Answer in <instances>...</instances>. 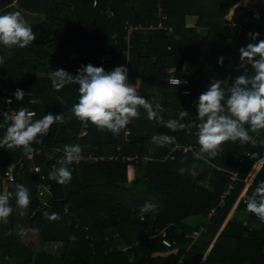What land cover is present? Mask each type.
I'll use <instances>...</instances> for the list:
<instances>
[{"label": "trees", "instance_id": "trees-1", "mask_svg": "<svg viewBox=\"0 0 264 264\" xmlns=\"http://www.w3.org/2000/svg\"><path fill=\"white\" fill-rule=\"evenodd\" d=\"M241 1L161 0L168 19L159 29L158 0H0V13L19 8L45 17L32 23L37 33L32 45L14 49L11 55L8 49L0 51L4 57L0 111L23 106L34 110L36 118L49 111L65 116L62 124L51 126L42 142L33 144V158L20 148H0V185L15 165L17 184L29 188L31 199L23 214L13 199L12 214L7 223H0V264H178L181 258L183 264H264V222L247 212L241 201L225 223L247 185L252 165L264 156V130L250 131L254 145L225 142L212 158L198 155L195 127L190 133L171 131L146 119L142 109L127 136L123 130L113 135L89 123L88 133L79 137L82 123L70 111L78 85L57 91L51 84L57 68L75 75L88 63L106 70L127 64L130 82L142 95L158 94L165 120L185 109L189 111L185 122L196 121L194 102L212 79L230 84L241 73L238 49L252 42L248 33L260 32L258 39H264V2L245 5ZM127 21L143 27L132 33L130 47ZM106 48L111 49L112 60L102 62L100 54ZM220 57L223 64L218 63ZM190 61L200 67L197 77L183 75ZM170 74L187 83L170 85ZM17 88L26 93L22 101L13 96ZM8 96L11 104L6 103ZM4 127L0 118V135ZM161 133L174 136L175 142L158 146L151 137ZM73 143L81 145L83 156L113 158L74 162L66 185L49 180L48 173L59 167L63 145ZM191 145L195 152L177 148ZM244 149L253 155L242 164ZM133 155L139 158L124 160ZM36 166L39 171L32 170ZM235 170L239 179L233 181ZM262 180L264 163L248 187V196ZM42 182L51 185L48 197L39 196ZM149 199L159 208L141 218L138 206ZM45 212L58 213L59 219L49 220ZM202 226L204 231L193 239V230ZM163 231L171 247L163 244ZM32 234L38 239L35 250L24 242Z\"/></svg>", "mask_w": 264, "mask_h": 264}, {"label": "clouds", "instance_id": "clouds-1", "mask_svg": "<svg viewBox=\"0 0 264 264\" xmlns=\"http://www.w3.org/2000/svg\"><path fill=\"white\" fill-rule=\"evenodd\" d=\"M260 35V32L248 33V39L252 42L238 49L237 68L242 71L230 84L226 79L214 78L207 89L199 94L194 102L196 121L185 122L189 116V111L185 109L178 111L175 118L165 120V109L157 98L158 94L148 97L142 95L130 82L128 68L123 64L106 70L103 65L88 63L81 65L75 75L57 68L51 84L57 91L69 84L78 85V96L70 111L81 123H91L98 130L119 135L133 119L140 116L142 109L146 119L171 131L190 133L195 127L192 134L199 146L198 155L206 154L212 158L225 142L254 145L255 140L249 134L250 131L264 130V39H258ZM36 38L32 23L23 12L0 13V51L8 49V55H11L12 50L27 48ZM3 59V55H0V63ZM218 63L223 64V57L218 58ZM182 82L187 83L177 77L169 80L170 84L176 86ZM25 94L23 89L17 88L13 96L17 101H22ZM11 102V97L6 99V103ZM36 116L34 110L23 106L15 111H0V118L5 125L0 135V148H20L31 156L33 144L42 142L52 125L62 124L65 120L62 113L51 111L39 118ZM175 139L166 133L151 137L161 147L174 143ZM82 151L78 143L63 145L59 167H53L48 179L61 185L70 183L73 174L71 165L82 158ZM179 171L183 174L184 169ZM13 199L16 206L27 209L31 202L29 188L24 184H16L14 192L0 191V223H7L12 214ZM244 203L247 212L264 222V180L257 183ZM138 208V215L143 218L146 213L155 212L159 204L149 199ZM44 215L52 221L59 219V214L55 212H45ZM31 231L37 232L39 229L33 228Z\"/></svg>", "mask_w": 264, "mask_h": 264}, {"label": "built area", "instance_id": "built-area-1", "mask_svg": "<svg viewBox=\"0 0 264 264\" xmlns=\"http://www.w3.org/2000/svg\"><path fill=\"white\" fill-rule=\"evenodd\" d=\"M96 5H97V1H94V6H96ZM110 15H113V12H110ZM158 15H159V22H158L156 27L159 28V29H162V28H164V21L168 19V15L164 11V7H163V5L161 3V0H158ZM254 16H255V18L259 17V11L257 9L255 10ZM127 25H128V35H127L126 39L128 41V46L130 47V39L132 38V33L134 31H136V30L143 29V27L141 25H132L128 21H127ZM170 30H172V28H170ZM254 32H256V31H254ZM100 55H101V61L102 62H106V61H111L112 60V54H111V49L110 48H106L105 52L101 53ZM127 57L129 59V52H127ZM125 66L128 68L127 64H125ZM175 77H177L181 81H183L180 76H176V75L170 74L168 76V79H167L168 83H169L170 79L175 78ZM182 84H183V82L180 85H182ZM170 85H173V84H170ZM5 92L7 93V90H5ZM186 92L188 93L189 90H184V93H186ZM9 97L10 96H8L7 98H9ZM130 125H131V122L127 125L126 129L123 130V131H125V135L126 136L129 135L130 132H131ZM88 129H89V123L88 124L82 123V127H81V130L79 132V137L85 136L88 133ZM177 148H179V149L183 148V150L185 152L188 151V150H191V151L195 152L194 147L192 145L191 146H185V147L177 146ZM119 149H120V147H119ZM34 153H35V151L33 152V154L31 156L28 155V157L29 158H33ZM37 153H40V150H38ZM252 155H253V153L251 152V150H249V149L242 150L240 158H239L240 163L245 164L247 159L250 156H252ZM107 158L112 159L113 156L106 157V156H93V155L83 156L82 155V158L78 162H75V163H81L82 161H85V162L91 161V162H93V161H98L99 159L105 160ZM116 158H118V157H116ZM136 158H139V156L138 155L127 156V157L124 158V160L125 161L126 160L127 161H134V160H136ZM143 158L145 160L149 159L148 156H144ZM171 159H174L173 155L171 156ZM263 163H264V156L262 158L256 160L254 162V164L252 165V167H251V169L249 171L248 177L246 179L247 185L244 188V190L242 191V193H244V195H242V193L240 194L235 206L238 205L241 201L244 202V200L247 199V197H248V194H247L248 187L253 182L254 177L257 175V173L262 168ZM12 168L13 167L10 166L9 170H7L6 173H5V177H4L5 181L4 182H5V186L6 187H5L4 191H12L11 186L17 184V177H16L15 173L12 171ZM32 170L39 171L40 167L36 166V167L32 168ZM41 179L44 180L45 176L43 175L41 177ZM232 179H233V181H236V180L239 179L238 171L235 170L234 172H232ZM37 190H38V193H39L40 197H42V198H44L46 196L48 197L51 194V185L50 184H44L42 182L41 184L38 185V189ZM229 193H230V191H227L226 194H229ZM223 197H225V195H223ZM204 229H205V227H203V226L201 228L194 229L192 234H191L192 238L193 239H197L200 236L201 232L204 231ZM162 235H163V241H162L163 244L165 246H167V247H171L173 243L166 237L165 231H163ZM178 264H183V258H181L179 260Z\"/></svg>", "mask_w": 264, "mask_h": 264}, {"label": "water", "instance_id": "water-1", "mask_svg": "<svg viewBox=\"0 0 264 264\" xmlns=\"http://www.w3.org/2000/svg\"><path fill=\"white\" fill-rule=\"evenodd\" d=\"M16 10H19L21 12H23L21 9L17 8ZM15 10V11H16ZM234 12V9H231L229 11V14L228 15H232ZM25 14V17L26 19H28L31 23H39L41 21L44 20V15L42 14H38V15H28L26 14L25 12H23ZM199 70H200V67L197 63L193 62V61H190L186 64L185 66V69L183 71V75L187 76V77H197L198 74H199ZM12 167L14 168L15 165H12Z\"/></svg>", "mask_w": 264, "mask_h": 264}, {"label": "crops", "instance_id": "crops-1", "mask_svg": "<svg viewBox=\"0 0 264 264\" xmlns=\"http://www.w3.org/2000/svg\"><path fill=\"white\" fill-rule=\"evenodd\" d=\"M239 4H245V5H248V0H243V1H241V2H239ZM238 4V5H239ZM234 9V8H233ZM233 14H234V12H233ZM233 14L232 15H228L227 17L229 18V19H232L233 18ZM192 19H193V23L191 24L192 26L195 24V21H196V18L195 17H193V18H191L190 20L192 21ZM190 21V22H191ZM190 25V24H189ZM187 64V63H186ZM186 66V65H185ZM172 71H169V73H171ZM252 184V183H251ZM250 184V185H251ZM249 185V186H250ZM5 182H3V186H2V184L0 185V191L2 190V191H4L5 190ZM237 206L238 205H236L233 209H232V211L230 212V214L228 215V217H227V219H226V222L225 223H227V221H229L231 218H232V216L234 215V213H235V211H236V209H237ZM20 211L23 213V212H25V209H20ZM225 225V224H224ZM224 227V226H223Z\"/></svg>", "mask_w": 264, "mask_h": 264}, {"label": "rangeland", "instance_id": "rangeland-1", "mask_svg": "<svg viewBox=\"0 0 264 264\" xmlns=\"http://www.w3.org/2000/svg\"><path fill=\"white\" fill-rule=\"evenodd\" d=\"M248 4L250 5H257V1L256 0H248ZM191 21V20H190ZM193 19L192 21L189 23L190 25L193 23ZM226 222V221H225ZM225 224V223H224ZM224 226V225H223ZM22 231V230H21ZM25 243H28V246H30L32 249H37L38 248V239L36 237L35 234L30 235V237H28L26 240H24Z\"/></svg>", "mask_w": 264, "mask_h": 264}]
</instances>
